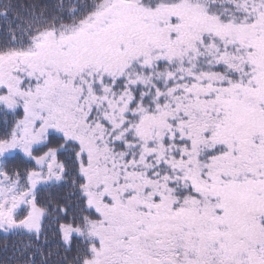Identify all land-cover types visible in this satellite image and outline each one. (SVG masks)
Instances as JSON below:
<instances>
[{
    "label": "snow or ice",
    "instance_id": "obj_1",
    "mask_svg": "<svg viewBox=\"0 0 264 264\" xmlns=\"http://www.w3.org/2000/svg\"><path fill=\"white\" fill-rule=\"evenodd\" d=\"M0 20V233L23 255L47 223L71 264H264V0H0Z\"/></svg>",
    "mask_w": 264,
    "mask_h": 264
},
{
    "label": "trees",
    "instance_id": "obj_2",
    "mask_svg": "<svg viewBox=\"0 0 264 264\" xmlns=\"http://www.w3.org/2000/svg\"><path fill=\"white\" fill-rule=\"evenodd\" d=\"M15 3L23 6L30 3L38 4H50L53 0H14ZM15 14H12L14 18ZM8 22L0 20V37L3 36V32L6 28ZM18 163V162H17ZM15 166V164L11 165ZM70 189L65 188L57 192H46L41 194V200H50L55 206V204L60 203L61 206L66 202V198L70 194ZM67 203L71 205L73 201L67 200ZM55 224L49 226L47 223L46 237L40 241L43 247L40 249L39 253L33 255L34 248L28 250L26 255H23L24 245L29 243L26 237L8 235L0 233V264H24L26 260H35L36 264H71L72 259L76 255L75 245H73L71 251H65L64 247L59 246L60 241L58 236L55 235Z\"/></svg>",
    "mask_w": 264,
    "mask_h": 264
}]
</instances>
